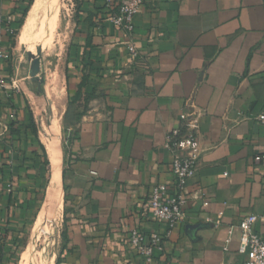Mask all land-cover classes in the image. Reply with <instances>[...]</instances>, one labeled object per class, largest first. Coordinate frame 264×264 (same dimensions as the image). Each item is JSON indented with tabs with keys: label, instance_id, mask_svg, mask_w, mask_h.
<instances>
[{
	"label": "crops",
	"instance_id": "0c3cea01",
	"mask_svg": "<svg viewBox=\"0 0 264 264\" xmlns=\"http://www.w3.org/2000/svg\"><path fill=\"white\" fill-rule=\"evenodd\" d=\"M39 1L0 0V264L35 242L38 264H143L128 234L166 231L150 198L173 184L183 113L200 116L202 156L155 264H240L238 224L264 212V0H146L131 36L104 0H71L66 66L50 86L41 63V89L25 52Z\"/></svg>",
	"mask_w": 264,
	"mask_h": 264
},
{
	"label": "built area",
	"instance_id": "2783aa9c",
	"mask_svg": "<svg viewBox=\"0 0 264 264\" xmlns=\"http://www.w3.org/2000/svg\"><path fill=\"white\" fill-rule=\"evenodd\" d=\"M146 0H121L117 13H113L115 0H104L110 22L117 29L126 32L130 36L135 33V17L141 11ZM11 18L4 19L0 15V40L4 30L3 24ZM8 32H10L8 30ZM129 52L134 58L139 57V52L134 45L129 46ZM6 58L4 51L0 48V63ZM2 84L5 82L1 81ZM181 121L185 123V129L176 130L168 135L165 148L172 154L171 173L174 181L171 187L157 185L153 188L150 207L155 220L166 225L165 233L147 234L139 228L129 231L128 240L132 248L142 258L143 264H155L156 253H164L167 239L172 233L184 225L188 219L187 206L189 195L187 183L197 173L202 149L200 145V116L183 113ZM264 130V111L258 117ZM256 162L264 161V142L262 152L256 157ZM208 205V203H205ZM258 222H264V212L261 216L248 215L242 218L238 228L242 232V241L239 253L245 258L240 264H264V237L256 233L255 226ZM217 226L221 224L216 222ZM226 264V263H221ZM235 264V263H228Z\"/></svg>",
	"mask_w": 264,
	"mask_h": 264
},
{
	"label": "rangeland",
	"instance_id": "374dc122",
	"mask_svg": "<svg viewBox=\"0 0 264 264\" xmlns=\"http://www.w3.org/2000/svg\"><path fill=\"white\" fill-rule=\"evenodd\" d=\"M42 1L44 0L39 1V7L37 10L38 17L36 16L34 21L30 22L32 23L31 24L32 27H36V29L33 28V31L30 29L31 30L30 32H32V34L34 35L37 34L38 40L36 39V36L33 35V37L35 38L31 36L28 46L29 45L31 46L36 43L43 44L42 47L43 57L41 63H42V69L44 70V77L46 76L49 84L54 78L59 80L60 75L58 73L62 72L64 70V67L66 66V60H67L66 47L70 41V36L73 31V24L71 20L74 12V6L71 0H66L62 4V11H61L60 0H54L53 4L54 2H56V5L50 6V8L52 7V9L50 10L51 11L50 15L53 13H55V15H53L54 17L53 19L50 20V23L47 24L42 21L44 19V14H45L44 12L47 11V7L43 9V4L41 3ZM40 14H43V16ZM60 18H61V27H60ZM39 245L36 242L35 244L31 245L32 248L29 250V253H27L26 251L27 254L25 255L24 253L22 255L20 264H23L28 259V257L30 258L31 256H34L33 259H35L38 258L39 255L45 254L44 250H40L41 245L40 246Z\"/></svg>",
	"mask_w": 264,
	"mask_h": 264
},
{
	"label": "water",
	"instance_id": "95a60500",
	"mask_svg": "<svg viewBox=\"0 0 264 264\" xmlns=\"http://www.w3.org/2000/svg\"><path fill=\"white\" fill-rule=\"evenodd\" d=\"M26 54L30 57L31 61V78L34 82H38L40 84V89L42 88L43 78L41 82H39V77L37 76L35 69L38 68L41 65V60L43 57V50H42V44L36 43L33 45H29L25 49Z\"/></svg>",
	"mask_w": 264,
	"mask_h": 264
},
{
	"label": "bare ground",
	"instance_id": "6f19581e",
	"mask_svg": "<svg viewBox=\"0 0 264 264\" xmlns=\"http://www.w3.org/2000/svg\"><path fill=\"white\" fill-rule=\"evenodd\" d=\"M52 5H56V2H54V4L52 3ZM51 5V6H52ZM52 9V7L49 9V11L48 12H45V14H44V19L42 20L43 22H45V23H50V20L51 19H53V15H55V13H53V14H51L50 15V10ZM53 11V10H52ZM54 21V20H53ZM42 23V22H41ZM32 24V23H31ZM49 25H51V24H49ZM52 25H53V23H52ZM29 29H30V27H29ZM26 31V30H25ZM29 33V32H28ZM26 37V36H25ZM58 64V63H57ZM54 73V72H53ZM52 79V78H51ZM54 85V86H53ZM51 86V85H50ZM52 86L53 87H55V80H54V82H52ZM31 252V251H30ZM32 253V252H31ZM33 257L34 256H31L30 258L28 257V259L23 263V264H38V259L37 258H35V259H33ZM36 257V256H35Z\"/></svg>",
	"mask_w": 264,
	"mask_h": 264
},
{
	"label": "trees",
	"instance_id": "16d2710c",
	"mask_svg": "<svg viewBox=\"0 0 264 264\" xmlns=\"http://www.w3.org/2000/svg\"><path fill=\"white\" fill-rule=\"evenodd\" d=\"M29 1H30V4H32V3L34 2V0H29ZM120 1H121V0H115V5H116L117 8H114V10L112 11L113 13H117V11H118V6H117V4H119ZM76 7L78 8L79 6L76 5ZM104 7H105V9H106V6H104ZM109 13H110V12H109Z\"/></svg>",
	"mask_w": 264,
	"mask_h": 264
}]
</instances>
